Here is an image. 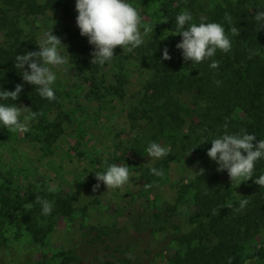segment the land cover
Here are the masks:
<instances>
[{
	"label": "rangeland",
	"instance_id": "374dc122",
	"mask_svg": "<svg viewBox=\"0 0 264 264\" xmlns=\"http://www.w3.org/2000/svg\"><path fill=\"white\" fill-rule=\"evenodd\" d=\"M160 1L127 0L140 12L144 26L152 29L144 37L145 43L157 33ZM226 1L236 0H199L205 10ZM75 4L76 0H71L37 14L22 11L14 17L19 20L22 39L36 45L43 32L54 30L64 44L61 54L69 63L56 73L53 87L60 102L46 115L47 121L60 122L62 134L50 140L43 124L35 119L27 133L7 130L8 135L0 139V264H37L43 259L48 260L47 264H94L95 249L85 247V241L102 227L113 235L123 233L141 239V247L152 250V264H168V259L183 249L175 239L179 229L189 232L195 226V190L190 188L181 194L180 187L204 177L209 170L196 154L182 153L187 145L181 132L185 129L167 126L157 132L150 120L142 116L140 110L152 72L137 49L128 53L117 48L111 62L100 67L91 63L93 46L80 34ZM173 34L163 28L158 32L162 39H177L178 35ZM8 42L3 25L0 60ZM180 98L185 107L198 109L192 95L185 93ZM20 105L30 107L29 103ZM198 119L191 112L186 129ZM172 137L176 138V146ZM153 141L170 147V154L161 159L150 158L146 149ZM178 149L181 153L175 154ZM105 162L128 166L132 182L123 190L108 191L101 183L94 192L95 172L104 171ZM153 167L163 169L164 175L152 174ZM201 168L205 169L204 175L198 173ZM219 175L231 181L227 171ZM232 184L234 193L240 194L243 183ZM49 185L57 186L59 191L49 192ZM37 196L53 203L51 223L43 218L48 216L42 215V211H36L35 207L40 206ZM59 197L70 200V214L62 215L56 210ZM160 212L161 217L169 219L165 228L159 226L156 218ZM31 215L38 217V224L44 227L43 242L34 241L30 232L15 226L14 218ZM74 251L81 258L72 259ZM244 253L249 257L260 256L257 264H264V225L246 243ZM108 264L120 263L110 260Z\"/></svg>",
	"mask_w": 264,
	"mask_h": 264
},
{
	"label": "trees",
	"instance_id": "16d2710c",
	"mask_svg": "<svg viewBox=\"0 0 264 264\" xmlns=\"http://www.w3.org/2000/svg\"><path fill=\"white\" fill-rule=\"evenodd\" d=\"M1 2L0 28L3 25L6 28L9 42L1 53L0 64L3 71L0 73V88L14 91L17 84H24V90L19 100L0 102L9 105L29 103L32 110L39 113L36 119L43 124L47 136L54 140L62 134V125L59 121H47L46 115L59 105L60 96L54 89L57 97L55 101L42 98L35 86L25 83L15 69L17 55L38 51L39 48L35 43L22 39L19 20L14 17L22 11L28 15L37 14L68 4L71 0H45L43 3L38 0ZM185 10L192 14V22L220 23L231 36L230 25L224 19L227 12L232 16L233 24L240 29L241 35L231 37V52L225 54L217 51L214 58L219 61L218 69L210 68V61L201 64H192L191 61L186 63L182 50L176 48L182 40L181 36L178 35L174 40L158 36L162 28L176 33L175 18ZM258 11H264V0L226 1L208 10L201 6L199 0H161L156 12L159 16L155 23L157 33L147 43L136 48L139 57L152 72L140 110L142 116L150 120L157 132H162L167 126L185 129L181 132L187 145L182 153L196 154L209 170L204 177L180 187L181 194L187 193L190 188L195 190V226L189 232L179 229L175 239L183 249L169 258L168 264H257L260 260V256L245 255L244 249L246 243L264 225V188L254 183L256 178L264 175V159L256 163L253 179L243 182L241 193L236 194L234 185L220 177L218 165L207 155L211 140L224 134L225 123L228 124L229 133H239L244 129L255 135L257 140L264 139V29L260 30L254 19ZM165 20L168 22L164 23ZM165 47L169 50L171 60L162 59ZM251 52L255 55L249 58ZM96 66L100 67L98 64ZM216 81L221 83L217 85ZM185 93L192 95L198 109L193 111L181 103L180 96ZM191 112H195L199 119L190 123L186 129L187 116ZM7 135V129L0 125V139ZM204 137H207L209 143L201 145ZM172 138L176 146V138ZM179 153L180 149L175 154ZM42 198L46 199L44 196ZM245 198L249 200V204L243 210L235 211L239 208L240 200ZM35 208L37 212H41V205ZM56 208L62 215L72 212L70 200L63 197L58 198ZM52 214L43 218L51 223ZM34 216L14 218L15 226L30 232L34 241L43 242L45 235L41 231L44 227L38 224V217ZM158 216L159 226L165 228L169 219L161 217V212ZM91 229L94 231L95 227ZM107 229L102 227L95 230L85 241V247L95 249L92 253L94 264H108L110 260L120 264H152V250H144L141 239L123 233L120 236L113 235ZM72 253V259L81 258L80 253ZM47 261L43 259L37 264H47Z\"/></svg>",
	"mask_w": 264,
	"mask_h": 264
},
{
	"label": "clouds",
	"instance_id": "9594fccd",
	"mask_svg": "<svg viewBox=\"0 0 264 264\" xmlns=\"http://www.w3.org/2000/svg\"><path fill=\"white\" fill-rule=\"evenodd\" d=\"M75 8L78 13L76 22L80 34L87 37L89 44L93 46L91 52L93 65L103 66L111 62L116 56L117 48L131 53L145 43L144 37L152 31L150 27L144 26L140 12L127 0H76ZM224 19L230 25L231 36L220 23L192 22L193 16L187 10L176 16L177 31L173 35L182 37L176 48L182 50L186 63L191 61L192 64H201L210 61V68H219V61L214 58L217 51L225 54L231 52V37L241 35L240 29L233 24V18L229 13H225ZM254 19L260 30L264 29V11H258ZM37 45L38 51L17 55L14 67L25 83L35 86V90L42 98L55 101L57 97L53 86L57 80L56 73L69 63L68 58L61 54V47L64 44L62 39L54 34V30H50L42 33ZM252 55L255 53L251 52L249 58ZM162 59H172L167 47L163 49ZM216 83L219 85L221 82L216 81ZM23 90L24 84H17L14 91L0 88V101H17ZM38 115V112L26 105L21 106L16 103L9 105L0 102V125L11 133H27L30 130V123ZM223 127L224 134L211 140V148L207 151V155L218 165V172L227 171L231 183L239 186L253 179L256 163L264 159V139L257 140L255 135L249 134L244 129L239 133H229L227 123ZM205 143H209L207 137L202 139L201 145ZM146 151L150 158L161 159L170 154L171 148L153 141ZM105 165L104 171L95 172L97 183L93 186L94 192L100 188L101 183L108 191L123 190L132 182L133 175L128 166L107 164V162ZM150 171L157 177L164 175L163 169L158 170L153 167ZM198 173L204 175L205 169L201 168ZM254 183L264 188V175L256 178ZM144 187L150 188L151 185ZM48 191L56 193L59 189L55 185H49ZM36 202L41 205L42 215H51L52 202L39 196L36 197ZM248 204V199H241L239 208L235 211L243 210ZM28 208L30 210L31 205Z\"/></svg>",
	"mask_w": 264,
	"mask_h": 264
}]
</instances>
